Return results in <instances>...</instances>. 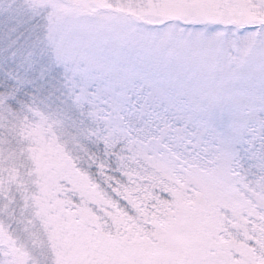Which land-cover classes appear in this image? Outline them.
I'll use <instances>...</instances> for the list:
<instances>
[{
	"label": "snow or ice",
	"instance_id": "6c2138e0",
	"mask_svg": "<svg viewBox=\"0 0 264 264\" xmlns=\"http://www.w3.org/2000/svg\"><path fill=\"white\" fill-rule=\"evenodd\" d=\"M228 3L245 11L189 20L141 12L149 6L135 0L51 6L52 20L58 8L85 14L126 30L131 45L95 38L108 70L72 77L96 153L86 169L94 199L73 203L91 213L93 238L162 246L191 227V254L160 264H264V0ZM185 29L199 30V50L169 53ZM19 107V91L0 84V112ZM206 190L214 196L200 212Z\"/></svg>",
	"mask_w": 264,
	"mask_h": 264
},
{
	"label": "rangeland",
	"instance_id": "374dc122",
	"mask_svg": "<svg viewBox=\"0 0 264 264\" xmlns=\"http://www.w3.org/2000/svg\"><path fill=\"white\" fill-rule=\"evenodd\" d=\"M94 2L0 0L2 70L24 90L16 111L0 112V264H160L191 254V227L173 233L162 246L124 244L110 236L93 238L91 213L73 203L78 198L94 199V191L86 175L93 129L73 110L80 98L72 92V77L84 79L108 70L89 43L95 38L117 50L131 45L126 30L100 19L64 14L58 8L60 15L52 20L48 13L52 5ZM135 2L149 6L141 12L163 19L213 20L245 11L228 0ZM170 29L181 31L175 24ZM197 31L185 29L184 38L168 46V52L198 51ZM149 54L155 56L146 49L145 55ZM185 60L191 63L192 56ZM259 100V90L253 88L243 104L251 111ZM203 196L200 212H207L214 193L206 190Z\"/></svg>",
	"mask_w": 264,
	"mask_h": 264
},
{
	"label": "trees",
	"instance_id": "16d2710c",
	"mask_svg": "<svg viewBox=\"0 0 264 264\" xmlns=\"http://www.w3.org/2000/svg\"><path fill=\"white\" fill-rule=\"evenodd\" d=\"M1 61V60H0ZM1 69H0V84H3L4 90H5V95H15L17 91H19V95L23 96L22 93L24 92V90L21 89V86H17L11 83H9V79L8 77L10 76V79L13 78L12 75H7L6 70H2V66H3V61H1ZM4 68V66H3ZM7 75V76H6ZM87 151L89 153V156H94L95 150L92 149L91 147H87ZM88 156V154H87Z\"/></svg>",
	"mask_w": 264,
	"mask_h": 264
}]
</instances>
